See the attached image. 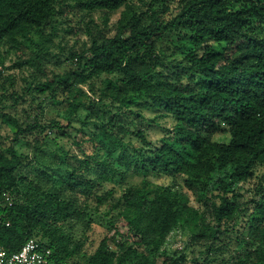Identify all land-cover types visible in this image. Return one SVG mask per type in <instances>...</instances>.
Returning <instances> with one entry per match:
<instances>
[{
  "label": "trees",
  "instance_id": "1",
  "mask_svg": "<svg viewBox=\"0 0 264 264\" xmlns=\"http://www.w3.org/2000/svg\"><path fill=\"white\" fill-rule=\"evenodd\" d=\"M157 2L160 7L146 3L142 10L127 0H0V38L17 42L35 33L47 39L56 33V18L65 7L85 12L119 10L112 35L105 28L108 16L104 27L88 26L89 45L70 54L75 67L63 75H50L40 62L35 63L43 78L35 89L50 96L59 87L72 93L78 84L117 74L108 84L113 82L117 88L114 98L121 106H146L175 121L159 145H150L141 129L132 132L142 143L134 153V170L182 180L198 203H210L215 224L201 226L194 235L210 241L208 251L228 250L221 236L229 226L234 229L241 218L246 222L244 240L255 245L246 258L235 252L219 263L206 260L201 264H264V182L258 184L255 197L245 202L232 189L250 178L257 165L264 167V0H177L174 12L170 0ZM171 31L181 33V40L190 45L185 63L175 65L188 75L184 85L163 78L160 70L165 60L157 42ZM92 104V100L74 98L70 113L77 114ZM106 113L107 122L100 125V131L128 132L120 114ZM0 117L13 126V143L27 132L43 133L48 128L69 134L65 128L70 125L55 120L48 124L34 120L22 127L7 113ZM220 131L229 134L227 142L213 139ZM21 164L12 145L0 151V247L10 255L33 238L50 250L49 264H64L82 244L73 243L63 231V223L76 207L31 182L23 192ZM216 175H221L217 182ZM66 182L73 190L93 187L74 170ZM6 193L12 197L8 199ZM212 197L218 203L211 201ZM121 198V215L138 240L119 242L105 236L85 264H187L184 255L161 250L177 221L189 222L188 216L195 217L187 194L174 185L156 190L129 187ZM235 239L239 242L241 237L235 235ZM141 247L145 250H139Z\"/></svg>",
  "mask_w": 264,
  "mask_h": 264
},
{
  "label": "rangeland",
  "instance_id": "2",
  "mask_svg": "<svg viewBox=\"0 0 264 264\" xmlns=\"http://www.w3.org/2000/svg\"><path fill=\"white\" fill-rule=\"evenodd\" d=\"M127 1L142 10L147 8L146 3L160 7L157 0ZM169 4L174 12L177 0H170ZM106 16L109 19L105 28L112 35L119 10L111 13L102 10L85 12L65 7L56 18V33L47 39H41L35 33L26 39L19 38L17 42L6 37L0 38V113L15 117L22 127L34 120L41 124L55 120L62 126L70 125L65 128L68 135L48 128L43 133L27 132L13 143L14 128L0 117V151L12 145L16 154L21 157L19 171L20 177H23V192L27 190V183L31 182L41 191L59 194L76 207L72 216L63 223V231L73 243L82 244L78 252L66 259L64 264H85L87 256L95 251L105 236L113 237L119 242L125 239L138 240L121 215L124 209L121 196L129 187L156 190L163 185H174L176 189L185 192L195 217L191 219L188 216L189 222L177 221L161 250L168 254L184 255L187 264H201L206 260L219 263L235 252L246 258L255 245L247 244L244 240L247 225L243 218L234 229L231 230L232 227L229 226V231L221 236L223 242H227L228 250L208 251L210 241L194 235L198 234L201 226L215 224L210 203H198L182 180L173 181L165 174H143L134 170V153L142 143L132 132L141 129L150 145H159L167 130L175 123L171 116L146 106H121L114 98L117 88L113 82L108 84L109 80L117 79V74H103L84 84H78L74 86L72 93L68 88L59 87L54 96H50L47 92L40 93L35 89L43 78L34 64L40 62L50 75H63L74 68L75 60L70 58V54L89 45L88 26L104 27ZM181 35L168 32L157 42V47L165 60V65L160 68L163 78L172 82L179 81L184 85L189 81L188 75L180 66L175 65L185 63L184 54L190 45L181 40ZM210 44L215 45L213 42ZM74 98H81L84 102L92 100L93 104L88 109H80L77 114L70 113ZM106 110L120 114L121 124L128 132L121 129L110 134L100 131V125L107 122ZM134 113H138L140 117ZM213 139L227 142L229 134L220 131L213 135ZM72 170L90 180L92 189H71L66 179ZM220 176L216 175L214 181L217 182ZM262 182L264 167L257 165L250 178L236 183L232 189L239 195L238 199L245 202L255 197L257 186ZM214 193L218 191L215 190ZM6 196L8 199L12 197L7 193ZM211 201L218 203L213 197ZM235 235L241 237L239 242ZM109 246L116 249L112 240H109ZM139 250L145 248L141 247Z\"/></svg>",
  "mask_w": 264,
  "mask_h": 264
},
{
  "label": "built area",
  "instance_id": "3",
  "mask_svg": "<svg viewBox=\"0 0 264 264\" xmlns=\"http://www.w3.org/2000/svg\"><path fill=\"white\" fill-rule=\"evenodd\" d=\"M49 255L47 247L30 238L10 255L0 247V264H49Z\"/></svg>",
  "mask_w": 264,
  "mask_h": 264
}]
</instances>
